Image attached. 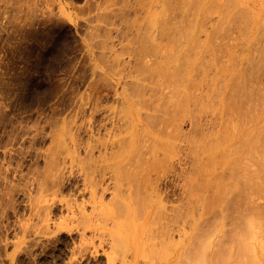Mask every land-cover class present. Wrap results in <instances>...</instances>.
Returning a JSON list of instances; mask_svg holds the SVG:
<instances>
[{
  "label": "rangeland",
  "instance_id": "obj_1",
  "mask_svg": "<svg viewBox=\"0 0 264 264\" xmlns=\"http://www.w3.org/2000/svg\"><path fill=\"white\" fill-rule=\"evenodd\" d=\"M197 1L0 0V264L131 263L125 242L139 247L138 264H264V216L241 241L238 214L247 217L249 206L264 215V140L248 161L263 186L248 212L232 198L236 206L203 215L186 191L188 177L200 178L196 142L208 144L228 124L264 132V69L247 82L258 106L236 96L239 108L250 105L237 122L213 91L216 78H230L227 67L264 65V0H202L203 9ZM169 48L204 59L183 109L172 101L179 85L165 67L176 58ZM168 133L172 154L162 143L154 155L153 141ZM130 190L139 214L115 217L114 201Z\"/></svg>",
  "mask_w": 264,
  "mask_h": 264
},
{
  "label": "bare ground",
  "instance_id": "obj_2",
  "mask_svg": "<svg viewBox=\"0 0 264 264\" xmlns=\"http://www.w3.org/2000/svg\"><path fill=\"white\" fill-rule=\"evenodd\" d=\"M198 1H199L198 7H201V9H203V3L204 2H212L213 0H204L203 3H202V0H198ZM164 15H165V12H160L156 16L158 19H155V22L158 23L160 17L162 18ZM197 17H200L199 14L194 19L196 20ZM203 18H204V15L201 18V20H203ZM193 23L194 24L197 23V20H196V22H194V20H193ZM193 23H191V24H193ZM190 26L193 27L194 25H190ZM199 27H201V26L199 25ZM194 29L195 28H193V29L190 28V30H194ZM169 50L171 51V53L174 56H176V58H174L173 60L167 61L165 63V67L168 71L173 70V73H171V76L174 78L176 84L179 85L177 90L175 91V94H178V96L174 94L175 100H172V101H174V103L177 104L178 108L183 109L186 106V104L183 102V100L188 101V99L190 97L189 86L194 82L193 72L196 71L198 68H200L204 59L202 57H198L195 60L187 59V58H184L182 51H178V52L174 53L172 51L173 48H169ZM232 55L233 54H231V57H232ZM234 56H235V58L239 59L238 57H236V55H234ZM181 59L185 63L182 62ZM261 60H262V58H261ZM241 62H242V60H241ZM232 63H235V61H233ZM261 63L264 64V62H261ZM236 64H238L237 61H236L235 65ZM240 64H241V67L237 68V66H236V69L233 67L234 66L233 64H232L233 68L232 67L228 68L226 66L227 67L226 70L227 69L232 70L231 76L229 75L230 78H226L227 80H225V81L220 79V77L216 78V80L214 82V88H213V91H215V93L217 94L219 101H220V104L222 105V110L223 111H232L236 115V122L238 120L237 117L239 118L243 112L241 109L243 108V106H245V105H242V108L240 107L241 109L239 108V106H236V96L239 98V101H242L244 104L246 102H250V100L253 101V99H251V98H254L253 97L254 90L248 88L247 82H248V80H253L254 78H256V79L259 78V75L261 74L262 70L264 69V65H261L260 63L259 64L261 66H260V68H257V70H255L256 66H253L252 69H249L248 66L245 67V64H246L245 60H243V62ZM259 64H257V65H259ZM247 67H248V69H247ZM248 70H250V73ZM228 73H230V70H228ZM174 95L172 98H174ZM176 96H177V99H176ZM243 98L244 99L246 98V101H243L244 100ZM255 99L256 98H254L253 103L251 102L253 105L256 104V103L254 104ZM256 101L258 102V100H256ZM242 102H241V104H243ZM258 104L260 105L262 103H258ZM247 106H248V108L250 107V105H248V104H247ZM247 106H245V108H247ZM254 107H252V110L254 109ZM245 108H244V110H245ZM237 125L238 124L235 123L234 126L237 127ZM230 126L228 124L225 127V129H223V131L221 129H219L222 131V133L220 132V134H218V137H213V139H216L215 141H213V139H212L211 141H209L210 143L208 142V144H206L207 142L205 140H203V141L201 140L199 142H206V143L196 142L193 146L195 148H193L192 154L195 155L196 158L197 157L198 158L196 159V161H197V164L195 167L196 169H195V171L194 170H192V171L194 173L196 172V174H198L200 176V178L201 177L202 178L198 179L197 177H194V176L188 177L189 179H188V181H186L187 182L186 183V191L188 192L189 199L196 197L197 199L195 198V200H198L199 202H201V207H203V209H205L204 210L205 212L204 213L202 212L203 215L205 213H207V211H210L211 209H217V208H220L223 206L228 207L229 203H232L231 202L232 198H233V200L235 199L234 200L235 202L237 201L239 203V205H241V206L237 205V207H242L244 209V205H246V204H247V206L248 205L252 206V205H254V204H252L254 197L252 198L251 194H253V192H255L256 190L257 191L261 190V187H263V186H258L257 182L253 181V179L250 176L251 173L249 172V169H247V168H248V165L250 163V162H248L249 160H251V161L253 160V162H254V160H256L254 158L255 153H257L256 147L258 146V144L263 143L264 132H258L257 134H255V131H254L255 128H253V130H246L245 129L246 127H243V128L239 127V129L235 127L238 131H236L237 133L236 132L234 133V132H232V128H230ZM239 130H240V132H239ZM245 131H246V135L244 134ZM255 135H257V137H258L257 142L253 141V138ZM182 136H183V142L185 143V146H186L185 147L186 151L184 154L183 161H184V164L187 165L189 163V159L191 156L190 155L191 150L188 151V149H190V147H191V140H189L190 136L186 133L182 134ZM245 136H248L249 139H245L246 138ZM165 137H166V139L164 138L162 140L161 138H158V140L155 139L153 141L152 147L154 148V146H155V148L152 149L153 153L155 152L157 154V152H159L157 146H159L161 144V147H163V146L165 147V148L163 147L164 150H166L172 154L171 151L175 149V144H174L173 138L176 137V135H175V133H173V134L168 133L167 135H165ZM239 141H241L242 144L238 143ZM130 143H132L131 145H133V148L132 149L129 148V149H131L133 151V149L136 148V146H135L136 142L133 140ZM162 143H163V146H162ZM234 144H235V146H234L235 148H233ZM261 144H260V146H261ZM137 147H138V145H137ZM124 149H125L124 152L125 151L127 152L128 145H127V148L125 147ZM137 151H138V148L135 151L136 154H137ZM207 151L210 153L208 154L209 156L207 155V158H205L206 157L205 153ZM122 152H123V150H122ZM122 152L120 153V155H118L119 157L122 156L121 155ZM130 152L126 153L125 157L124 156L122 157L126 160L121 161L118 159L119 161H121V162L118 161L119 162L118 166H116L118 162L113 164V165H115V170H117L116 167H118V169L121 167H126L128 160L131 159L130 158ZM155 153H154V155H155ZM201 153H203L204 158H202L203 156L201 157ZM171 154H169L167 156L170 158H173L174 156L171 157ZM196 154L197 155L200 154V157L197 156ZM253 154H254V156H253ZM127 155H129V157ZM127 157L130 159H128ZM219 165L222 168L221 170H223L222 173H224V174L216 173V167L218 168ZM152 167H153V164H152ZM219 168H218V170H219ZM263 170H264V168H263ZM153 171H154V169H153ZM140 172L138 170H136L134 176H139V175H142L144 173L142 171H140ZM150 172H152V169H150V171L147 173H150ZM183 172H184V174H186L185 175V177H186V176H188L187 174L190 173L191 171L189 172L188 168L186 167ZM117 174H118V171H117ZM126 175H127V179L129 181H131L132 177L129 176V174H127V173H126ZM254 176H255V178H257L258 175L257 176L254 175ZM185 177H184V179L187 180ZM144 179H146V181L148 180L147 178H144ZM259 183H260V181H259ZM130 186H133V188H134V185L132 183ZM190 188H191V190H190ZM130 189H132V187ZM253 189H254V191H253ZM132 190L135 191V193H137V189L136 190L132 189ZM132 190L129 191V194L119 195V199L114 201L115 203H113L112 208H113V212H114L115 217H117V218L119 216H120V218L125 217L127 212L130 214L131 217H134V216H136V213H138L137 211H139V210H137L138 208H137V206H135L138 203H136L137 200H135V196H133V195H135V193ZM202 190H203V192H202ZM262 190H264V187L262 188ZM257 191H256V193L260 192V191H258V192ZM205 192H208V193H205ZM254 195H255V193H254ZM190 196H193V197H190ZM229 198H230V201L228 200ZM132 200H134V203ZM146 202H147V200H146ZM235 202L232 203V205H234ZM236 204L234 206H236ZM230 206H231V204H230ZM237 207H235V208H237ZM247 208L249 209L250 212L253 209V212H251V213L249 212L250 214L248 213L247 217L245 214L242 215L241 209H240L241 212H238V214L240 213L239 214L240 215L239 220L241 221L242 225L244 224L243 229L245 230V231L242 230V232H244V233H242L241 231L239 233L240 236L242 237V238L240 237L241 241H242L244 235H248V234L253 235L255 233L254 232V226H255L254 224L260 223L262 216H264V215H262L263 213L262 214L257 213L259 207L256 208V210H255V207L252 208V207L248 206ZM250 208H252V209L250 210ZM245 210H247V209L245 208L244 211ZM262 211H264V210H262ZM245 212H243V213H245ZM247 212H248V210H247ZM150 213H151V211L149 212V214L147 212V215H150ZM153 214H154V212H153ZM157 214H155V216ZM258 219H259V222H258ZM200 231H202V230L200 227H198L197 233H199ZM201 233H199V234H201ZM183 234H184L185 240L187 241L188 240V232L186 230H184ZM257 243H259V242H257ZM186 244L187 243H185L183 246L184 252L188 251L190 248L189 246H186ZM124 245L126 247V249H125L126 251L124 252L123 257H124V255H126L127 257L130 256L131 258L130 257H128V258L132 259L131 263L132 264H138L139 256H140L141 252H140V249L137 246L136 242H125ZM203 246H205V244ZM259 246L261 247L260 244H259ZM183 247H181V248L183 249ZM255 247L258 248L257 246H253V250H255ZM238 248L242 253L247 252V251L250 252V249H251L247 244H245L244 242H240V241L238 243ZM181 251H179V252H181ZM184 255H185V253L182 256H184ZM124 258H123L122 262L124 261ZM113 260H114V258H113ZM125 260H126V258H125ZM170 262L172 263V260ZM170 262H169V264H170ZM131 263H129V261L126 260V264H131Z\"/></svg>",
  "mask_w": 264,
  "mask_h": 264
}]
</instances>
